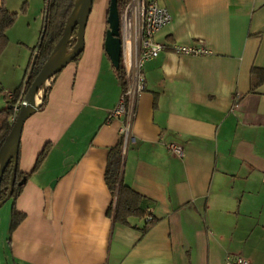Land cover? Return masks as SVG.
Wrapping results in <instances>:
<instances>
[{
    "label": "crops",
    "instance_id": "0c3cea01",
    "mask_svg": "<svg viewBox=\"0 0 264 264\" xmlns=\"http://www.w3.org/2000/svg\"><path fill=\"white\" fill-rule=\"evenodd\" d=\"M157 2L171 17L157 42L210 54L167 49L142 68L122 179L148 216L122 225L109 214L108 155L127 118L111 117L124 85L104 48L110 0H93L82 53L23 126L15 207L24 218L12 233V208L0 219V264H223L228 255L264 264V0ZM1 8L17 12L16 0ZM23 44L0 56L3 109L25 82Z\"/></svg>",
    "mask_w": 264,
    "mask_h": 264
},
{
    "label": "trees",
    "instance_id": "16d2710c",
    "mask_svg": "<svg viewBox=\"0 0 264 264\" xmlns=\"http://www.w3.org/2000/svg\"><path fill=\"white\" fill-rule=\"evenodd\" d=\"M76 0H44V26L39 39V43L33 52H37V59L32 73H29L32 60H30L28 69L26 71L25 82L17 87L12 94L11 99L7 102V107L0 110V148L4 142L5 137L11 130L14 123L12 119L16 118L17 112L15 106L20 104L26 91L28 90L31 82L40 71L43 64L51 56L56 44L60 40L67 20L71 15ZM130 0H117L118 9L124 6ZM16 19L15 13H10L4 8L0 9V56L8 45L7 31L10 29ZM76 34V29L73 32V36ZM79 57V56H78ZM78 57L75 59L77 60ZM119 80L124 85V72L120 65L116 69ZM0 89V93H1ZM47 102V95L43 97L42 103L39 108H43ZM46 152H43L38 157L33 171H36L44 157ZM123 150L122 142L113 149L110 150L108 155V161L105 172V181L111 194L113 195V204L109 208V214L115 223L122 225H128V219L130 217L145 218L148 216L149 207L146 204V200L133 191L129 186L125 185L122 179V164H123ZM18 161V158H17ZM13 170V161H10L7 165L0 182V201L4 200L9 193L11 174ZM25 178L18 170L15 174V185L12 195L9 200L12 201L11 223L10 232L12 233L18 225L22 222L24 214L19 212L15 207L16 199L19 197L22 187L18 186V183ZM149 223V222H147Z\"/></svg>",
    "mask_w": 264,
    "mask_h": 264
},
{
    "label": "built area",
    "instance_id": "2783aa9c",
    "mask_svg": "<svg viewBox=\"0 0 264 264\" xmlns=\"http://www.w3.org/2000/svg\"><path fill=\"white\" fill-rule=\"evenodd\" d=\"M171 21L166 8L157 0H130L119 8V39L121 42L120 65L124 72V90L118 105L111 112L112 118L126 117L127 120L121 128V141L123 154L133 140L131 132L134 112L132 108L135 100L145 90V79L142 73L144 64L157 58L167 49L183 56H204L210 52L203 45L200 46H166L155 40V36ZM19 105L15 106L18 113ZM15 119H12L14 121ZM169 150L178 156H183V149L179 145L171 144ZM149 216L146 222H150ZM223 264H250L241 256L228 255Z\"/></svg>",
    "mask_w": 264,
    "mask_h": 264
},
{
    "label": "water",
    "instance_id": "95a60500",
    "mask_svg": "<svg viewBox=\"0 0 264 264\" xmlns=\"http://www.w3.org/2000/svg\"><path fill=\"white\" fill-rule=\"evenodd\" d=\"M92 5L93 0L75 1L74 8L67 20L60 40L56 44L49 59L43 64L40 71L31 82L19 105L18 113L11 130L5 137L0 148V182L7 165L10 161H13L9 193L4 200L0 201V207L10 199L15 185L19 143L23 126L26 120L39 109L43 100V98L39 99V97L45 92L47 83L82 53L84 49L85 28ZM106 21L108 29L105 37V52L114 68L118 69L120 67L121 58V42L119 39V9L117 7V0H110ZM75 29L76 34L73 36ZM36 59L37 53L33 57L29 70L30 74L33 71ZM25 182L26 178H23L21 182L18 183V186L21 187Z\"/></svg>",
    "mask_w": 264,
    "mask_h": 264
},
{
    "label": "rangeland",
    "instance_id": "374dc122",
    "mask_svg": "<svg viewBox=\"0 0 264 264\" xmlns=\"http://www.w3.org/2000/svg\"><path fill=\"white\" fill-rule=\"evenodd\" d=\"M26 1L20 0V2H18V0H16V19L7 34L8 45L11 44V46L15 48L14 50L19 46H23V43L30 45L29 48H25L24 50L30 53L29 58L31 59V57L33 58L37 53L33 51L36 49L40 39L39 34L43 26L44 4L43 0ZM9 65L10 62H8V66ZM1 74H3V72H1ZM4 106L5 100L0 96V110L3 109ZM11 208L12 202L8 200L0 207V219L4 220L8 216Z\"/></svg>",
    "mask_w": 264,
    "mask_h": 264
}]
</instances>
